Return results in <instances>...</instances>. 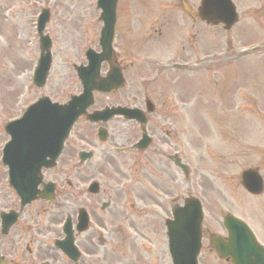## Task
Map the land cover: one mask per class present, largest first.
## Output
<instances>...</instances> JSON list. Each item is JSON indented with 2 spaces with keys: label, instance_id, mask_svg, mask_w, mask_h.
Here are the masks:
<instances>
[{
  "label": "rangeland",
  "instance_id": "rangeland-1",
  "mask_svg": "<svg viewBox=\"0 0 264 264\" xmlns=\"http://www.w3.org/2000/svg\"><path fill=\"white\" fill-rule=\"evenodd\" d=\"M49 1L50 9L56 12L67 11V13H76L79 15V12L82 14L84 11H87L93 12V14H90L91 17L96 16V0ZM235 1L237 4H240L241 23L239 22L234 30L232 29L229 32L227 35L229 38L228 40L232 42V46L258 43L264 37V19L260 18L259 21V17L254 12V9L259 7V4L256 3L253 5L251 3H246L250 0ZM176 2L175 0H162V10L169 15V13L174 11V8L166 6L169 4L176 6ZM42 3L44 2L42 1ZM120 3L119 10L121 11V18L119 21V31L123 33L131 22V13L130 4L126 0ZM189 3H192L193 6H198V0H189ZM154 4L155 6L160 5L158 3ZM158 9L159 8H155L153 11ZM128 11L129 17L127 20L125 17ZM247 11H251L249 16L246 15ZM77 24L78 18L74 16L71 18V21L68 22V25ZM242 26L254 27V32L259 34L258 39L254 38V36L243 34V31L240 30ZM218 31H222L221 28H217L216 32ZM90 33L93 34L91 31ZM206 33V31H201L199 35L206 36ZM56 35L62 40V33ZM86 36L88 37V35ZM73 37L76 50L82 48V46H80L81 42L88 41H84V39L81 38L82 35L80 34V30L74 32ZM262 40H264V38ZM221 47L222 45H218V50H222L223 48ZM224 49L230 51L229 46H226ZM0 50H2L0 53V69L3 70V75L7 77L10 76V69H12L11 75L13 78L15 70V53L19 50L16 49L13 54L11 47H5L4 45L0 47ZM58 50L59 52L57 55H54V72L58 71L62 73L63 70L67 72L63 62H61L60 53L63 49H61L59 45ZM260 54L261 52L258 50L247 52L243 66L233 68L232 71L234 72L230 69L224 72L223 75L227 77L226 96L229 102V108L223 110L220 106L218 107L221 110L215 118L219 120L212 119L207 115L206 118L208 122L204 120L191 121L199 124L198 131H196L197 135L193 140V144L198 148V160L195 166H198L199 170L210 169L212 174H220V177L227 176V179H225L227 182L223 185L220 184V189L224 193L216 196L217 199L215 203L211 205L210 209L204 205V226L211 232L222 233V229L219 225L220 221L218 219H222L224 214L230 212L254 224L255 230L258 231L257 235L264 242V194L257 197L248 196L247 193L241 190L239 185V174L241 170L246 167L258 166L261 168V173L264 174V107H262L264 105V51H262V60ZM18 67L20 69L19 65ZM27 68L28 60L24 59L21 69L25 70ZM64 82L65 80L62 79L60 83L63 85ZM53 83L55 89L50 95L55 100H64L67 96L61 98L60 93H58L60 90H58L59 87L56 85L58 83L57 76H54ZM207 87L209 88V86ZM207 87H205V90ZM70 89L72 91L71 93H75L78 90L77 83L76 86L71 84ZM44 91H47V87ZM66 92L65 89L62 90V94ZM200 94L201 97H204V101H202V107H199V104L197 105L198 107H195V110L198 112L196 115L205 111V108H207V96L202 93ZM208 101L211 102L212 99L210 98ZM7 103L11 104L10 102ZM223 103L224 101L222 100V104ZM207 114H210V111H207ZM189 119V115L187 114L183 120L184 123H188ZM248 127H250L251 131H245ZM194 130L195 129H193V131ZM82 134L83 132L79 133V130L76 129L67 149L73 146L75 142H77L78 145L79 138ZM71 154L72 151L67 150L61 164ZM74 154L75 152L72 154V157H74ZM215 221L217 224H214Z\"/></svg>",
  "mask_w": 264,
  "mask_h": 264
},
{
  "label": "flooded vegetation",
  "instance_id": "flooded-vegetation-1",
  "mask_svg": "<svg viewBox=\"0 0 264 264\" xmlns=\"http://www.w3.org/2000/svg\"><path fill=\"white\" fill-rule=\"evenodd\" d=\"M159 142L163 140L158 138ZM74 176V174H69ZM120 175V176H119ZM160 177L162 174H155ZM127 175L111 174V181L105 187L110 205L113 208L109 211L112 219H104L93 209H90L91 219H88L84 229L79 230L77 221V204L85 206V203L76 187L72 182L67 183V188L63 192V202L54 203L55 208H62V213L69 220L66 222L60 218L59 211L51 209L47 217L35 218L31 210H19L10 207L14 205L15 193L7 184L6 170L0 174V251L2 253L4 264L8 263V257L13 264H74L71 260H77V264H119L120 257L125 250L124 243L130 238L131 226L134 230L143 231L151 235V219L131 220V207L127 204L119 203V182L124 183ZM167 176L165 174V180ZM146 187L142 190L137 189V193H146L149 201L153 204L165 208V204L160 203L159 198L152 197V191L158 193V186L161 184L160 179L156 181L151 177H145ZM170 183L175 188H180V182L176 176L170 174ZM128 191L133 195L136 192L134 183L128 186ZM16 198V196H15ZM81 200V201H80ZM151 204V203H149ZM32 204L31 206H33ZM152 206V204L150 205ZM8 209H13L14 218L8 228L3 227L1 214H5ZM3 212V213H1ZM148 215L147 217H149ZM149 222V223H146ZM24 223V225H20ZM64 225V229L63 226ZM157 224H153L156 227ZM62 229L64 234L62 233ZM121 232L126 235L123 237ZM24 233V234H23ZM119 238L121 239L118 243ZM56 245L62 244L69 254V259ZM74 247L78 249V255L74 252ZM144 251H136L132 262L148 264H160V255L157 250H151L150 242L143 245ZM77 258V259H76Z\"/></svg>",
  "mask_w": 264,
  "mask_h": 264
},
{
  "label": "water",
  "instance_id": "water-1",
  "mask_svg": "<svg viewBox=\"0 0 264 264\" xmlns=\"http://www.w3.org/2000/svg\"><path fill=\"white\" fill-rule=\"evenodd\" d=\"M99 5L104 9H109L111 7V0H99ZM208 9H205V14ZM204 17L208 18V15ZM89 101L88 94H83L80 97L73 98L67 105L59 106L57 104H50L44 111L42 119L39 120L40 128L34 131L30 136V145L40 148V155L44 154L42 159H39L38 165H41L44 161L45 156L55 157L60 150L62 140L64 139L68 129L70 128L72 122L77 117L79 113L83 111L85 101ZM88 103V102H87ZM40 101L38 104L29 112L34 114H39ZM28 123H31L29 121ZM43 130H55L57 136L55 139L48 142L46 135L42 132ZM42 148V149H41ZM9 151H13L11 146ZM25 149L17 151L16 155H24ZM20 156L17 161L20 160ZM253 171L247 172L246 174H253ZM198 213V210H197ZM229 223H235L233 219L227 218ZM252 239V238H251ZM253 240V239H252ZM252 245V242H250ZM254 251H259L257 247H254Z\"/></svg>",
  "mask_w": 264,
  "mask_h": 264
}]
</instances>
